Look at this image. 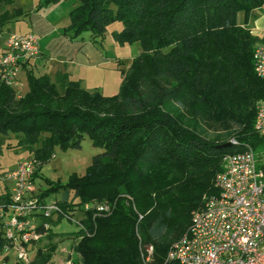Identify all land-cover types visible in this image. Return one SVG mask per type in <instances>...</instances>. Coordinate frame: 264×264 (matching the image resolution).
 Listing matches in <instances>:
<instances>
[{
    "label": "trees",
    "instance_id": "16d2710c",
    "mask_svg": "<svg viewBox=\"0 0 264 264\" xmlns=\"http://www.w3.org/2000/svg\"><path fill=\"white\" fill-rule=\"evenodd\" d=\"M56 1L39 0L31 11L4 10L0 25ZM75 1L60 30L69 41L86 36L99 46L108 26L120 22L121 29L110 32L113 40L139 42L118 92L86 89L62 71L37 75L28 61L26 92L0 80V137L16 134L27 157L39 161L37 172L55 147H80L84 135L104 149L83 174L63 183L44 178L47 186L38 193L42 202L61 190L72 193L56 201L57 214L43 219L51 225L90 205L74 232L75 256L67 255L74 264H143L140 246L149 244L148 264H180L166 260L167 251L202 196L217 192L213 180L223 155L250 147L264 171V134L254 129L264 102L253 59L261 40L248 25L264 0ZM8 196L5 186L0 203ZM102 201L110 202V212L95 214L93 206ZM51 229L28 264H46L53 256ZM2 234L0 223V254ZM1 259L7 264L8 254Z\"/></svg>",
    "mask_w": 264,
    "mask_h": 264
},
{
    "label": "built area",
    "instance_id": "2783aa9c",
    "mask_svg": "<svg viewBox=\"0 0 264 264\" xmlns=\"http://www.w3.org/2000/svg\"><path fill=\"white\" fill-rule=\"evenodd\" d=\"M38 52L35 33H9L0 52V80L16 85L23 64ZM253 59L256 75L264 80V45L255 46ZM254 129L264 134V102L257 107ZM38 164L35 157H25L2 176L9 182L8 199L0 203L2 253L14 255L23 264L31 260V244L51 228L43 219L59 211L56 201L39 199L35 182ZM221 165L213 180L217 192L202 196L188 228L170 245L166 260L180 264H264V171L250 147L226 153ZM89 206L84 204L83 211ZM93 209L95 214L108 213L111 204L102 201ZM152 250L150 244L140 246L143 264L149 263ZM63 264L74 262L67 259Z\"/></svg>",
    "mask_w": 264,
    "mask_h": 264
},
{
    "label": "rangeland",
    "instance_id": "374dc122",
    "mask_svg": "<svg viewBox=\"0 0 264 264\" xmlns=\"http://www.w3.org/2000/svg\"><path fill=\"white\" fill-rule=\"evenodd\" d=\"M15 1L16 3H14V6H17V2L19 3V1H21L20 3L22 6L30 8L31 6H35L39 0ZM65 18L67 19V23L69 20L68 15ZM121 27L122 24L120 22H113L108 26L107 30L109 33L113 29L120 30ZM99 46L103 48V53L107 56L109 65H106L102 75L97 74V72L90 73L88 76L86 75L87 78H91L89 80L92 81L90 82L87 80L85 84L87 88L96 84L95 86L102 94L112 95L118 92L121 83V79H119L120 74H122L121 72L130 65L131 60L140 52V45L139 42L132 44L117 43L113 40L111 34H109V36L105 35ZM116 66H119V68L116 69ZM88 72H90V69L85 71L86 74ZM26 87L27 86H24V89ZM17 140L18 136L13 133H8L0 137V194L5 191V181L2 178L3 174L16 166L18 161L30 155L25 147L17 145ZM103 150V148L93 146L91 139L87 135L83 136L80 147H55L53 149L54 157H50V159L42 165L41 171L35 179L38 189L37 192L39 193L46 188L47 184L44 182V178L63 183L67 180L69 175L73 173L83 174L91 164L92 157L101 153ZM62 195L63 191L61 190L49 195L44 201L47 203L59 201L62 199ZM72 197V193L70 192L67 196H64L63 199H70ZM83 216L82 205L72 214L70 220L61 218L54 225H51V230L56 233L52 240L57 243V246L53 256L46 264H63L69 258L67 255H69L70 252L72 257L75 256L73 253V245L76 242L74 232L78 230V221ZM46 243L47 238L43 237L39 239L36 244L30 247L31 255H35L36 249L39 247L42 248ZM2 256L3 253L0 254V261L2 260ZM14 258V255L9 254L7 264H13L15 262Z\"/></svg>",
    "mask_w": 264,
    "mask_h": 264
},
{
    "label": "crops",
    "instance_id": "0c3cea01",
    "mask_svg": "<svg viewBox=\"0 0 264 264\" xmlns=\"http://www.w3.org/2000/svg\"><path fill=\"white\" fill-rule=\"evenodd\" d=\"M20 2H17V6H14L15 0L11 4L0 5V13L4 10L11 12L14 8H20L22 11H31L35 7L25 8ZM75 4V0H57L55 3L30 12L28 15L22 14L17 16L16 19L4 22L0 25V52L4 38L9 33L24 34L33 32L38 38L39 52L29 61L26 67L32 68L37 75L46 73L51 77L58 71H62L67 73L70 79L78 80L86 89L96 87V84H94L87 88L85 82L87 80L92 81L89 80L91 78H87L90 73L97 72V74L102 75L106 65H109V60L103 53V48L94 45L86 36L80 41H69L60 32L61 28L69 23V20L66 23L67 19L65 17ZM241 17L239 15V20H241ZM248 25L251 33L261 40L259 44L264 45V2L260 8L253 11ZM109 34L110 32L108 33L107 30L106 35L109 36ZM117 68L119 66H116ZM89 69L90 72L86 74L85 71ZM119 79L122 80V74H120ZM24 86H27V80L25 67L22 66L18 74L17 83L13 87L18 94H23L28 89V87L24 89ZM8 183L5 181V186H8ZM69 193V191L63 190L61 200H67L63 199V197Z\"/></svg>",
    "mask_w": 264,
    "mask_h": 264
},
{
    "label": "water",
    "instance_id": "95a60500",
    "mask_svg": "<svg viewBox=\"0 0 264 264\" xmlns=\"http://www.w3.org/2000/svg\"><path fill=\"white\" fill-rule=\"evenodd\" d=\"M223 145H224V146H228V145H230V141L227 142V143H224Z\"/></svg>",
    "mask_w": 264,
    "mask_h": 264
}]
</instances>
